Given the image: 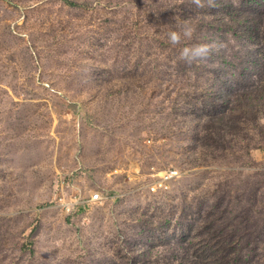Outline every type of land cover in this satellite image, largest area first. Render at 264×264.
Segmentation results:
<instances>
[{"label": "rangeland", "instance_id": "rangeland-1", "mask_svg": "<svg viewBox=\"0 0 264 264\" xmlns=\"http://www.w3.org/2000/svg\"><path fill=\"white\" fill-rule=\"evenodd\" d=\"M25 6L0 0V264H167L216 195L236 211L262 178V207L264 152L250 167L201 164L157 82L117 93L141 83L107 52L91 5ZM168 167L181 175L150 191L149 173ZM63 180L105 199L66 213Z\"/></svg>", "mask_w": 264, "mask_h": 264}, {"label": "trees", "instance_id": "trees-1", "mask_svg": "<svg viewBox=\"0 0 264 264\" xmlns=\"http://www.w3.org/2000/svg\"><path fill=\"white\" fill-rule=\"evenodd\" d=\"M15 1L27 6L41 0ZM59 1L89 4L104 18L107 52L119 54L141 83L117 93L157 82L182 115L181 129L194 136L201 164L250 167L253 151L264 152V0H215V7L203 9L191 0ZM184 24L196 28L194 39L171 45L168 33ZM214 41L222 47L207 61L179 59L182 47ZM235 45L244 53H233ZM254 174L264 178V171ZM258 182L236 211L223 204V195L206 203L189 220L181 242L185 256L167 264H264V203L254 206Z\"/></svg>", "mask_w": 264, "mask_h": 264}, {"label": "built area", "instance_id": "built-area-1", "mask_svg": "<svg viewBox=\"0 0 264 264\" xmlns=\"http://www.w3.org/2000/svg\"><path fill=\"white\" fill-rule=\"evenodd\" d=\"M149 175L152 176L148 183L150 191L162 192L170 188L171 183L181 175V171L175 167H168L158 172L149 173ZM58 187L56 204L66 213L74 212L94 203H102L105 199L100 192H90L87 195L74 192V187L64 180L59 182Z\"/></svg>", "mask_w": 264, "mask_h": 264}, {"label": "clouds", "instance_id": "clouds-1", "mask_svg": "<svg viewBox=\"0 0 264 264\" xmlns=\"http://www.w3.org/2000/svg\"><path fill=\"white\" fill-rule=\"evenodd\" d=\"M198 9L215 7V0H191ZM196 35V28L190 24H184L178 30L168 33L169 43L173 46L182 44L185 40H192ZM222 45L219 42L194 44L182 47L179 59L188 65L195 62L207 61L213 53H218Z\"/></svg>", "mask_w": 264, "mask_h": 264}]
</instances>
